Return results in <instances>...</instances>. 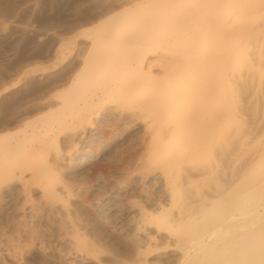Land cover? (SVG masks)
<instances>
[{
    "label": "bare ground",
    "instance_id": "obj_1",
    "mask_svg": "<svg viewBox=\"0 0 264 264\" xmlns=\"http://www.w3.org/2000/svg\"><path fill=\"white\" fill-rule=\"evenodd\" d=\"M119 120L140 159L92 203L109 145L65 150ZM13 178L62 235L12 264H264V0H0V200Z\"/></svg>",
    "mask_w": 264,
    "mask_h": 264
},
{
    "label": "rangeland",
    "instance_id": "obj_2",
    "mask_svg": "<svg viewBox=\"0 0 264 264\" xmlns=\"http://www.w3.org/2000/svg\"><path fill=\"white\" fill-rule=\"evenodd\" d=\"M47 64L49 65V62L38 61L37 64L34 65L33 67L34 68H39L41 66L45 67V66H47ZM111 122L108 123L106 128L102 129L103 136L100 138L99 143H94L95 145L92 144L90 146V148H88V145L82 146V145L78 144V142H77V143L73 144L72 146H70L69 148L67 147L65 150V153H66V151L71 150L70 152H67L66 154L68 156L74 157V156H76V155H78V154H80L86 150L99 152L100 148H104V146L109 145L108 146L109 149L106 151L109 153L106 156L107 158L105 157V159L99 163V165H98L99 168H97L98 170L97 169L96 170L94 169L95 171L93 170L94 174H92V177H91L90 173L88 172V170L86 169L84 174H82L81 176H79L75 180V185H76L75 188H77L81 191H83L84 189H87V188L90 189V192L92 193V196H93L90 198V202L92 201V203H94L95 200L98 201L100 198H103L102 195H99L100 196V198H99L98 193L102 192V188L104 187V185H103L104 183H106L107 185H112L113 188H112L111 193L117 191L118 187L119 188L123 187L124 186L123 182H125L124 181L125 174L122 176V173H124L125 171L126 172L128 171V173H131L132 170H129V168L134 166L138 162V159H140L139 157L141 155L140 151H138L139 150L138 147L140 144L139 143L140 135L132 136V137L127 139V138H125L126 136L124 137V135L127 134L125 132V133H123L124 135L122 136V138L113 137L116 134L117 135L120 134L119 129L121 131L120 126H122V125H121L120 120L118 122H115L114 124H113V122L111 124ZM113 138H114V141H113ZM123 139H124V141H122ZM76 145H78V146L75 147ZM73 147H75V148H73ZM60 149L62 150V148H60ZM82 149H84V150H82ZM78 152H80V153H78ZM130 156H133V159L129 158ZM107 165H109V166H107ZM107 168H108V170H107ZM101 170L103 171L104 174L99 173V172H101ZM105 170H107L108 172L107 171L105 172ZM27 173L26 172L23 173V175H22L23 180L22 181H27L28 179H30V173H28V174ZM98 174H100V175L97 176ZM134 175H135V173L132 176H134ZM132 176H130V177H132ZM133 179L134 178H130V181ZM14 181H16V182H14ZM7 183L10 185L12 184L13 191L10 194L11 197L8 196L7 198L0 200V206L1 205L3 206L2 210L0 212V259L2 260V261L0 260V262L2 264H12V263H10V261H12L13 258H10V257L13 255H15V256L18 255L17 257H19V255L24 256L25 254H27L28 257H30V254H32L33 250L38 249V247L39 248L40 247H43V248L49 247L50 249L57 251L59 249V245H58V241H56L57 240L56 238H60L59 235H62L60 233L61 231L58 227V222L56 224H53L55 222L52 223L50 218L48 220L47 217H45V215H42L43 214L42 211H40V212L33 211V209H36L37 207L41 206L42 203L44 202V201H42L43 199H41L42 198L40 195L41 190L33 182V183H30L31 187L29 184L27 187V190L24 191L22 189L21 181H18L17 178H13L11 180V182L8 181ZM7 183H3L1 185V188L8 185ZM90 183H92V184H90ZM116 183H119V184H116ZM78 185H80V186H78ZM91 185H92V187H91ZM115 185H116V187H115ZM34 188L35 189L37 188L36 191ZM31 194H32V197H31ZM25 196H27L28 198H26ZM104 196H106V195H104ZM23 198H24V200H23ZM82 200H83L82 198H79L77 201L80 204L82 202ZM137 201L139 203L138 196L133 195L130 197L123 198V201L119 200L118 203L125 205L123 207V208H125V207H129V206L130 207L133 206L134 203H137ZM90 202H89V205L92 204ZM17 203H18V205H17ZM29 203H30V205H28ZM32 207H34V208H32ZM22 212L24 214H22ZM20 214H22V215H20ZM27 218H29V219H27ZM53 227H55V228H53ZM23 231H24V233H23ZM27 232H28V234H27ZM19 234L22 236H20ZM29 236H31V238ZM89 238H88L89 240H92V237H89ZM10 239H11V241H10ZM33 240L35 243L33 242ZM19 245H21V246H19ZM98 245H100V244H98ZM98 245L96 244V246L99 248ZM22 248H23V250H22ZM16 249H17V251H16ZM24 250L26 252H24ZM5 259H7V260H5ZM34 263L35 262L32 260L31 264H34Z\"/></svg>",
    "mask_w": 264,
    "mask_h": 264
}]
</instances>
